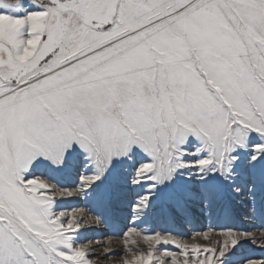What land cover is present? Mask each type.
<instances>
[{
  "label": "snow or ice",
  "instance_id": "6c2138e0",
  "mask_svg": "<svg viewBox=\"0 0 264 264\" xmlns=\"http://www.w3.org/2000/svg\"><path fill=\"white\" fill-rule=\"evenodd\" d=\"M253 133L264 141V0H0V264H101L83 238L102 217L72 198L126 164L129 187L152 189L134 198L135 225L185 169L231 180ZM254 152L264 159V142ZM69 166L84 169L72 187L35 175ZM142 233L146 251L105 248V260L224 264L253 235L211 228L189 243L132 226L125 245Z\"/></svg>",
  "mask_w": 264,
  "mask_h": 264
},
{
  "label": "rangeland",
  "instance_id": "374dc122",
  "mask_svg": "<svg viewBox=\"0 0 264 264\" xmlns=\"http://www.w3.org/2000/svg\"><path fill=\"white\" fill-rule=\"evenodd\" d=\"M190 145H198L194 137L189 138ZM261 141L253 133L248 138L247 146L239 149L242 159L236 163L231 180H226L218 174L211 177L205 184L200 181L193 170H183V174H177L166 186H161L153 192V210L147 217L132 223L131 207L134 198L139 199L137 193L147 195L151 189L150 182L143 186L129 187V173L132 171L126 164H116V168L106 174L102 181L89 189L94 195L92 198H72L80 207H89L93 212L101 215L102 224L88 229L85 237L95 238L93 247L97 249V255L101 264H120V257L105 260L107 253L105 248L112 252L123 253L126 247L138 251H146L147 245L142 236L137 238V245H125L127 238L123 234L128 227L137 226L144 233L159 231L171 233L187 240L196 232L207 231L211 228L220 230L232 228L240 233H253L248 240H242L239 245L226 254L224 264H247L249 259L264 258V249L259 247L261 239H264V159L251 161V155L255 154V144ZM207 155V153H203ZM145 161L147 157L144 158ZM193 159V157H188ZM84 169H73L71 166L56 171L51 168H37L35 175L42 176L50 182L63 187H72L78 182V174H83ZM191 176V179L189 177ZM239 189V191H237ZM116 192L118 195L112 201L101 197L102 193ZM211 192L212 203L208 207L200 201L186 199L191 192ZM72 199L59 201L57 210H64L75 205ZM182 205L181 211L178 206ZM87 211V209H85ZM257 239L254 243L251 239ZM200 240V237H196ZM167 247L173 251L174 246Z\"/></svg>",
  "mask_w": 264,
  "mask_h": 264
}]
</instances>
